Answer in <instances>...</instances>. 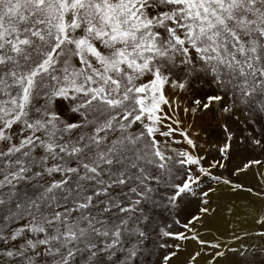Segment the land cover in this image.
I'll use <instances>...</instances> for the list:
<instances>
[{
	"label": "snow or ice",
	"instance_id": "1",
	"mask_svg": "<svg viewBox=\"0 0 264 264\" xmlns=\"http://www.w3.org/2000/svg\"><path fill=\"white\" fill-rule=\"evenodd\" d=\"M254 166L264 0H0V264H257Z\"/></svg>",
	"mask_w": 264,
	"mask_h": 264
},
{
	"label": "rangeland",
	"instance_id": "2",
	"mask_svg": "<svg viewBox=\"0 0 264 264\" xmlns=\"http://www.w3.org/2000/svg\"><path fill=\"white\" fill-rule=\"evenodd\" d=\"M252 155L256 156L257 158H261L259 152H253ZM240 162L241 161L238 159V160L234 161V164L240 163ZM258 171L264 172V166H254L247 173H242V174H240V176L238 178L234 177V179H238L239 181H242L246 185H252V186H255L257 189H259L260 177L257 175ZM227 174L228 173L226 172L225 175H227ZM248 199H249V203L251 205L250 209L261 208L262 205H261L259 200L255 199L253 197H249ZM225 222L227 223L225 226L228 227V229H226V231L222 232V231H215V230L212 231L211 229H207V230L201 229L202 237L206 238V239L208 238V235H211V238L219 237L222 241L230 244L231 246L239 247L241 241H234L232 239V233L235 230L236 234L241 236L243 243L249 244V245L260 243L259 240L255 239L254 235L244 236L243 232L240 231V229H243V228H245L243 230H246L249 233H254V232L260 230L259 227L253 221L251 216H247V217H240L239 216L238 218H235V219H227ZM192 244H194L196 246L195 242H191L188 246L191 247V246H193ZM231 258L234 260L239 259L238 257H231ZM255 259L257 261V264H259L260 261L264 260V256H261L259 254V252H257Z\"/></svg>",
	"mask_w": 264,
	"mask_h": 264
},
{
	"label": "bare ground",
	"instance_id": "3",
	"mask_svg": "<svg viewBox=\"0 0 264 264\" xmlns=\"http://www.w3.org/2000/svg\"><path fill=\"white\" fill-rule=\"evenodd\" d=\"M248 198H249V196L245 193H241L238 195H232L230 197V201L234 202V204L236 206V214L232 215V216L221 214L216 220H213L210 222L208 229H211L212 231L215 230V231H222L223 232V231H226V229H228V227L225 226L227 224L225 222L227 219H235V218H238L239 216L240 217L250 216L247 214L251 208V205L249 203ZM243 229H245V228H243ZM209 238L211 239V235H208L207 239H209ZM192 245L193 246H191L190 248L196 247L194 244H192Z\"/></svg>",
	"mask_w": 264,
	"mask_h": 264
}]
</instances>
